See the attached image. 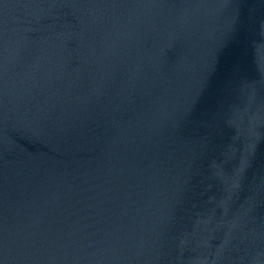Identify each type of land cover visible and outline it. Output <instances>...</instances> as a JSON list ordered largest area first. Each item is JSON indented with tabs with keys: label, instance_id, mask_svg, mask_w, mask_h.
<instances>
[{
	"label": "water",
	"instance_id": "obj_1",
	"mask_svg": "<svg viewBox=\"0 0 264 264\" xmlns=\"http://www.w3.org/2000/svg\"><path fill=\"white\" fill-rule=\"evenodd\" d=\"M0 264H264V0H0Z\"/></svg>",
	"mask_w": 264,
	"mask_h": 264
}]
</instances>
